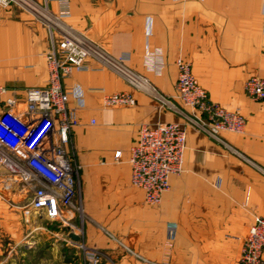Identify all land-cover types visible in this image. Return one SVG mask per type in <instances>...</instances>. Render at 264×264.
<instances>
[{
  "label": "crops",
  "instance_id": "0c3cea01",
  "mask_svg": "<svg viewBox=\"0 0 264 264\" xmlns=\"http://www.w3.org/2000/svg\"><path fill=\"white\" fill-rule=\"evenodd\" d=\"M30 1L37 12L0 6V84L9 95L24 101L28 89L48 86L46 16L60 17L116 67L90 58V70L64 82L78 110L76 199L86 217L84 242L100 256L96 264H241L242 243L264 217V102L245 92L251 77H264V0H69L67 8L59 0ZM179 58L192 63L213 102L242 113L244 135L216 139L190 124L200 115L179 99ZM116 93L131 94L136 105L105 106L104 95ZM158 123L185 126L187 144L182 174L171 176L170 191L152 206L132 185L129 159L141 127ZM19 190L15 206L0 197V264H23L14 248L31 233L37 240L15 203ZM169 225L177 226L172 248ZM50 243L55 252L74 248Z\"/></svg>",
  "mask_w": 264,
  "mask_h": 264
},
{
  "label": "built area",
  "instance_id": "2783aa9c",
  "mask_svg": "<svg viewBox=\"0 0 264 264\" xmlns=\"http://www.w3.org/2000/svg\"><path fill=\"white\" fill-rule=\"evenodd\" d=\"M28 1L30 5L23 0H0V6L14 4L37 12L35 4ZM59 2L65 8L69 5V0ZM44 19L52 46L45 57L48 86L28 89L25 100L20 101L0 84V197L7 201V193L19 188L20 194L28 196L23 207L26 216L41 215L48 222L58 223L67 232L57 234L56 242L84 249L80 241L71 238L76 235L81 239L83 235V229L75 223V215L82 213L75 204L82 167L74 162L72 142V131L79 125L78 110L70 107L73 91L67 90L64 82L75 72L90 70L87 65L90 58L106 67H116L70 31L60 17ZM176 66L179 99L200 115L188 118L190 124L216 139L222 132L244 135L246 119L242 113L213 102L195 78L192 63L179 58ZM115 70L132 81H145L124 69ZM245 92L252 101L264 102V77H251L245 84ZM103 101L107 107L136 105L129 93L104 95ZM186 144L187 129L179 123L141 127L139 138L131 147L129 163L132 185L145 193L149 205L159 206L163 195L171 189V176L182 174ZM121 154L116 153V159ZM176 233V225L167 227L168 248L173 247ZM85 255L92 264L100 257L94 252ZM240 263L264 264V217L256 218L243 241Z\"/></svg>",
  "mask_w": 264,
  "mask_h": 264
},
{
  "label": "rangeland",
  "instance_id": "374dc122",
  "mask_svg": "<svg viewBox=\"0 0 264 264\" xmlns=\"http://www.w3.org/2000/svg\"><path fill=\"white\" fill-rule=\"evenodd\" d=\"M14 189L10 193H7L6 195L7 197L6 202L10 203L11 206H15L12 200L14 196ZM76 192L78 193V185L76 186ZM17 199L18 200L15 202L17 207H19L24 212L23 207L27 205L28 196L24 194H20V196H18ZM75 204L80 206L79 205L80 203H78V199H76ZM24 218L26 219V221L31 223L33 227L36 228L37 240H34V238L31 237L32 236L31 233L27 236L28 239L26 238L24 241L21 242V244L17 248H14L15 250H20L19 255L22 258H25V262L23 264H88L87 262L88 259L85 254L87 252H93V251H91V249L84 242L86 217L83 216L82 213L81 214L77 213L75 215V223L77 226H79V228L83 229L81 244L84 246V249H78L77 247L74 246H72L74 248H66L64 246L60 248L62 252L53 251L50 246L52 244L50 243V241H53V243L55 242L58 245L60 244L67 245L65 242H61V241L56 242L57 240L56 235L66 233L67 231H64L59 226L58 223L48 222L41 215L26 216L24 214ZM47 235L51 237V240L48 238ZM39 237L42 238L40 243L38 240ZM94 253L98 254L97 252Z\"/></svg>",
  "mask_w": 264,
  "mask_h": 264
},
{
  "label": "water",
  "instance_id": "95a60500",
  "mask_svg": "<svg viewBox=\"0 0 264 264\" xmlns=\"http://www.w3.org/2000/svg\"><path fill=\"white\" fill-rule=\"evenodd\" d=\"M71 238L73 239V240H80V238L78 237V236H76V235H71Z\"/></svg>",
  "mask_w": 264,
  "mask_h": 264
},
{
  "label": "bare ground",
  "instance_id": "6f19581e",
  "mask_svg": "<svg viewBox=\"0 0 264 264\" xmlns=\"http://www.w3.org/2000/svg\"><path fill=\"white\" fill-rule=\"evenodd\" d=\"M24 2H26L25 0H23ZM27 4V3H26Z\"/></svg>",
  "mask_w": 264,
  "mask_h": 264
}]
</instances>
